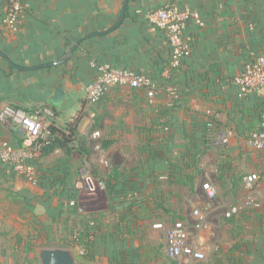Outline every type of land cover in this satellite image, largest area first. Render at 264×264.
Instances as JSON below:
<instances>
[{
  "label": "crops",
  "instance_id": "crops-1",
  "mask_svg": "<svg viewBox=\"0 0 264 264\" xmlns=\"http://www.w3.org/2000/svg\"><path fill=\"white\" fill-rule=\"evenodd\" d=\"M27 1L30 10L18 31L11 32L2 24L7 3L0 0V111L7 106L28 114L40 107L50 109L55 114L54 130L63 131L65 125L74 123V131L87 136L89 148L88 133L98 126L102 141L113 143L103 150L93 178L101 184L116 178L121 181L109 198L111 205L99 206L87 216L70 208L72 185L59 187L50 196L54 199L44 202L35 199L43 195L42 189L0 163V217L4 215L2 206L11 210L16 206L29 217L44 211L65 212L64 220H78L80 228L91 231L90 254L97 252L103 259L96 264H110L109 254L138 253L144 245L162 252L147 263L162 264L165 253L168 256L165 230L153 225L173 224L174 213L183 212L191 218L195 245L204 250L211 231L202 235L204 230L193 227L196 219L191 210L207 203L208 211L223 222L233 204L249 200L251 205L235 215V221L226 223L223 255L221 259L212 257L210 264H264V150L250 144V137L260 129L264 101L257 93L240 98L234 85L254 55L264 56V0ZM167 5L198 12L204 22L203 27L187 23L184 38L191 55L170 80L163 77L171 57L170 45L165 33L148 19ZM93 61L150 77L158 88L155 103H149L144 90L125 87L113 88L98 104H89L86 89L98 77L91 67ZM58 88L63 89L64 98L54 105ZM114 106L122 108L102 127L100 120L103 122ZM209 111L218 115L213 130L208 129ZM4 141L21 148L24 134L0 124V142ZM132 150L133 157L125 158ZM194 156L198 161L192 167L187 158ZM43 158L35 165H41ZM72 159L75 164L61 160L51 169L56 181L66 176L75 182L79 173L88 176L83 167L90 161L79 154ZM197 170L200 181L191 190L194 193L173 184L182 173ZM252 173L260 180L249 189L244 179ZM204 181L210 182L219 196L224 182L228 203L218 199L212 204L205 199ZM75 188L81 191L82 186L77 183ZM192 194L194 201L189 200ZM140 199L146 201L143 209L138 207ZM145 208L151 212L149 218L141 213ZM128 211L140 219L134 222ZM124 214L126 219L121 222ZM138 226L135 236L123 234ZM187 262L197 261L187 258Z\"/></svg>",
  "mask_w": 264,
  "mask_h": 264
},
{
  "label": "built area",
  "instance_id": "built-area-1",
  "mask_svg": "<svg viewBox=\"0 0 264 264\" xmlns=\"http://www.w3.org/2000/svg\"><path fill=\"white\" fill-rule=\"evenodd\" d=\"M7 8L2 17V24L11 32H16L22 17L30 10L31 4L27 0H6ZM149 22L156 28L165 33L166 39L171 48L170 61L163 73L166 80H170L181 69L184 61L191 55L189 43L184 38V30L187 23L194 22L203 27L204 22L198 12L181 10L177 6H164L159 10L148 15ZM91 67L98 72L95 82L90 84L86 89V100L89 104H98L105 95L113 88H131L134 90H144L147 94L150 104H154L158 92L157 85L154 81L136 71L117 68L109 63L91 62ZM234 85L238 89L240 98H246L251 94H260L264 101V56L254 55L245 65L243 71L235 78ZM171 96L177 98L176 93L172 90ZM10 107H4L0 112V121L11 129H16L24 134L23 147L17 148L12 143L4 141L0 143V162L8 166L12 171L23 176L31 184L38 183V173L34 162L33 155L30 151L40 154L43 146L42 123L35 116H15L12 114ZM208 117L213 120L218 119L215 112H208ZM208 127H213V121H210ZM95 137L100 136L99 132L94 133ZM226 143V138H221ZM250 144L258 150H264V107L261 114L260 129L254 132L250 137ZM40 179V176H39ZM85 181L90 190L89 182L91 178L85 176ZM260 178L258 174L252 173L245 177L244 182L249 189L255 187ZM203 189L210 199L217 196L216 189L208 182L203 185ZM251 202L248 200L245 204H239L232 207L227 213V218H232L249 207ZM196 221L193 227L196 230L206 228L204 215L198 210L193 211ZM188 224L184 221L176 220L171 226L166 227L163 223L153 225L154 229H161L167 232V253L172 259L181 256L191 260L202 262L205 260V254L196 246L188 243Z\"/></svg>",
  "mask_w": 264,
  "mask_h": 264
},
{
  "label": "rangeland",
  "instance_id": "rangeland-1",
  "mask_svg": "<svg viewBox=\"0 0 264 264\" xmlns=\"http://www.w3.org/2000/svg\"><path fill=\"white\" fill-rule=\"evenodd\" d=\"M122 107L121 106H114L110 109H112V113H106L107 116L104 118L103 122L100 120L102 123V127H105V122H108L113 116L114 112L120 110ZM12 114L15 116L19 115L22 116H35L39 122L42 123V134L41 138L46 140L48 137H50L52 134L55 135V137H61L63 138L64 136H70L74 137L77 139V136L79 134H74V132L71 131V123L67 124L64 126V130H54V124L56 122L55 120V114L50 113V109H43V108H38L36 109L35 112L28 114L27 112H22L18 110L12 109ZM1 112V111H0ZM0 124H3L0 121ZM100 131V136L95 137L94 133ZM62 132V134H59ZM88 136L90 137V157L91 159L89 160L90 162L87 163L83 168L85 169L86 173L88 176L91 178V181L89 182L91 189H89L86 181H85V176L87 175H81L80 173L78 174L79 180H76L75 182L72 181V179H68V177L65 176V179L56 181L55 178H53V173L52 170L54 167H57V163L61 160H66L72 163L74 157H67L64 155L61 151L58 152H53V154H50L46 157L43 158V161L41 162V165H35L36 162H38V159L40 157V154L30 151V153L33 155L32 158V163H34L36 171L38 173V183L31 184L26 181V179L23 176L21 179L26 181L28 184L34 185V187H38L39 189H42L44 192L43 195L36 196L35 199L46 201L54 199L52 196L53 192L56 193L59 190V187L61 186H67L72 185V195L69 198L71 203L70 208L72 210H75L76 212H81L82 213H87V216L90 211L94 209L93 212H95V209L98 208L99 206H110L111 203L109 202L110 196L113 194L109 188L107 187L106 182H103L104 184H101L99 181L94 180V174L97 168V162L101 156H103L104 152L101 148V142H102V137L103 133L101 131V128L98 129L95 128V130H91L90 133H88ZM9 142V141H8ZM1 143V142H0ZM11 143V142H10ZM14 145V144H13ZM15 146V145H14ZM17 147V146H15ZM19 148V147H17ZM119 148V147H118ZM137 151V150H136ZM135 153V152H134ZM126 154V153H125ZM114 156L113 154H111ZM133 157V150L131 151L130 154H126L125 158L131 159ZM93 158V161H92ZM94 160L95 161L94 163ZM1 163V162H0ZM60 163V162H59ZM3 164V163H1ZM68 165V162L66 163ZM75 164V163H74ZM70 165V164H69ZM67 169V167H65ZM51 170V171H50ZM45 172L46 174H43ZM106 172V171H105ZM40 176V179H39ZM79 183L82 188L81 191H78L75 187L76 184ZM205 183H208V181L202 182V185ZM77 190V192L75 191ZM191 191V190H190ZM217 192V190H216ZM191 193H194L191 191ZM205 199L209 200L212 202V204L216 203L214 201H217L220 199V201H225L228 203L229 200V194L228 191L225 187L224 182H221L220 185V196L218 195L214 199H210L206 194H205ZM189 200L194 201L195 196L194 194L189 196ZM227 200V201H226ZM205 204V203H204ZM211 204V203H210ZM237 206V205H232V207ZM2 211L4 212V215L0 217V264H31L32 261H35L38 259V250L43 247H54V248H63L64 246H68L67 248H72L78 250L79 254L88 259L89 257H92L91 260L89 261H94V262H101L103 259H101L102 255H99L97 252L94 255L95 252H93V256L90 254V250H92L91 242L93 241V237L91 236L89 239V245L87 247L83 246H78V247H72L71 242L74 236H77L83 233V235H86L87 232H83V227H79V222L76 220H71L67 219L64 220L65 217H62L64 213H59V212H53V213H34L32 216L29 217V214H27L24 211H21V209L17 208L14 206L12 210L8 206H2ZM230 208V209H231ZM198 209L203 215H204V221L206 224V228L203 229L202 235L205 234L207 231H211V236L209 239H206V246L208 247L207 249H201V251L205 254V260L202 262H193V263H188L187 262V257L181 256L177 259H172L168 257L165 253V259L162 261V264H209L211 258L213 257L214 254L217 253V251H220L222 249V242H223V236L226 232L225 226H227L228 219L223 215L222 219L223 222H221V217L215 216L211 212L208 211V204H205V207H199L196 208ZM195 209V210H196ZM18 210V211H16ZM193 210H191L190 214L192 216ZM92 212V213H93ZM228 212V211H227ZM226 212V213H227ZM67 214V213H66ZM1 215V214H0ZM191 218L187 217L186 215H183L182 213H174V219L175 220H180L184 221L186 224H188V243L191 245H195V237L196 234L194 233L193 228L191 227L192 225L190 224ZM235 221V219H231L230 222ZM191 225V226H190ZM224 225V226H223ZM88 226V225H87ZM171 226L170 222L166 223V227ZM230 231L232 232L231 228L228 230V233L230 234ZM89 232V231H88ZM165 232V238L167 240V232ZM90 234L91 231L89 232ZM52 235L54 236L53 239H51L49 236ZM145 237V232L143 231L142 236L140 237ZM144 240V239H143ZM167 244V243H166ZM167 249V248H166ZM167 252V250H165ZM140 253H126L124 256L123 254L121 255H116L114 254H109L108 260L110 264H148L146 261H140L138 258L136 259V255H139ZM120 257V260H117V257ZM139 260V261H137ZM38 264V263H37Z\"/></svg>",
  "mask_w": 264,
  "mask_h": 264
},
{
  "label": "trees",
  "instance_id": "trees-1",
  "mask_svg": "<svg viewBox=\"0 0 264 264\" xmlns=\"http://www.w3.org/2000/svg\"><path fill=\"white\" fill-rule=\"evenodd\" d=\"M153 13V12H152ZM210 121H213V127L209 128L210 130H213L215 128L216 122L217 120H213L210 119L208 117V124L210 123ZM74 123H71V131L74 132V134H76V132L74 131V127H73ZM78 134V133H77ZM68 137V138H67ZM43 146L41 147L40 150V157H46L50 154H52L53 152L60 150L62 151L64 154H66V156L68 157H72L74 154H79L80 156H82L83 158H87L88 160H90V148L88 147V140H87V136L85 135H79L77 136V139L74 138L73 136H64L63 138H59V137H55L54 134H52L50 137H48L46 140H43ZM113 141L111 140H105L101 142V148L102 150H107L111 145H112ZM39 157V158H40ZM188 162L191 161L192 162V167L196 166V162L198 161L197 158L194 156L193 158H187ZM199 171H193V172H184L182 173L180 176H177V178L174 179L173 184L176 185H181V186H185L190 188V190H194L196 188V186L199 183V177H198ZM121 180H118V178L114 179V181H104L107 184V187L109 188V190L113 193L117 187V183L120 182ZM142 203V204H141ZM146 204L145 200H141L139 201V206L143 209V205ZM145 211V213H144ZM141 211V213H143V215L147 218L150 217L151 212H149L148 210ZM147 211V212H146ZM243 213V210L242 212ZM126 214H132L133 216L131 217L132 220H135L134 222L138 221L140 218L137 217L138 215L135 214L134 212H129ZM125 217H122V221H124L126 219V215L124 214ZM235 218H228V219H233ZM228 220V221H230ZM141 226H138L137 228H134L133 230L131 229L129 232H125L124 230V235L132 237L136 235V232L139 231ZM83 232H87L86 235L80 234L77 236H74V238L72 239L71 242V246L72 247H78V246H83L84 248L87 247L89 245V241H90V237L92 236V234H90L88 232V229H84ZM68 246H64L63 248H67ZM152 249V250H151ZM141 252H144V254H142ZM139 255H136V259L138 258L140 261H146V262H150V258L152 257H156L161 255L162 252L156 247L154 248H150L148 246H142L139 250ZM92 255V254H91ZM221 255H223V250L220 249V251H217L216 254L213 255V258L215 257V259H221ZM93 256V255H92ZM223 257V256H222ZM90 258V257H89ZM92 258V257H91ZM137 260V261H139ZM213 261V260H212ZM220 262V261H219ZM31 264H37V260L32 261ZM210 264V262H209Z\"/></svg>",
  "mask_w": 264,
  "mask_h": 264
},
{
  "label": "water",
  "instance_id": "water-1",
  "mask_svg": "<svg viewBox=\"0 0 264 264\" xmlns=\"http://www.w3.org/2000/svg\"><path fill=\"white\" fill-rule=\"evenodd\" d=\"M63 98V89L58 88L53 99L54 105H60ZM38 254V264H96L82 257L78 250L72 248L43 247L38 250Z\"/></svg>",
  "mask_w": 264,
  "mask_h": 264
}]
</instances>
